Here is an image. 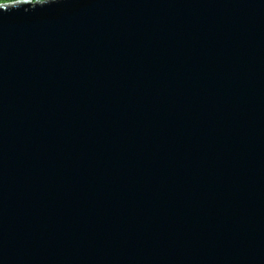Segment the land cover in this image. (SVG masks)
Listing matches in <instances>:
<instances>
[{
    "label": "water",
    "instance_id": "95a60500",
    "mask_svg": "<svg viewBox=\"0 0 264 264\" xmlns=\"http://www.w3.org/2000/svg\"><path fill=\"white\" fill-rule=\"evenodd\" d=\"M0 264H264V0L0 5Z\"/></svg>",
    "mask_w": 264,
    "mask_h": 264
},
{
    "label": "rangeland",
    "instance_id": "374dc122",
    "mask_svg": "<svg viewBox=\"0 0 264 264\" xmlns=\"http://www.w3.org/2000/svg\"><path fill=\"white\" fill-rule=\"evenodd\" d=\"M20 1H29L31 3H37V2H41L42 0H20ZM20 1H17V2H20ZM11 4V3H10ZM1 5V4H0Z\"/></svg>",
    "mask_w": 264,
    "mask_h": 264
},
{
    "label": "trees",
    "instance_id": "16d2710c",
    "mask_svg": "<svg viewBox=\"0 0 264 264\" xmlns=\"http://www.w3.org/2000/svg\"><path fill=\"white\" fill-rule=\"evenodd\" d=\"M17 1H20V0H11V2H7V3H3V4L15 3ZM3 4H1V5H3Z\"/></svg>",
    "mask_w": 264,
    "mask_h": 264
},
{
    "label": "clouds",
    "instance_id": "9594fccd",
    "mask_svg": "<svg viewBox=\"0 0 264 264\" xmlns=\"http://www.w3.org/2000/svg\"><path fill=\"white\" fill-rule=\"evenodd\" d=\"M7 3V0H0V4Z\"/></svg>",
    "mask_w": 264,
    "mask_h": 264
},
{
    "label": "snow or ice",
    "instance_id": "6c2138e0",
    "mask_svg": "<svg viewBox=\"0 0 264 264\" xmlns=\"http://www.w3.org/2000/svg\"><path fill=\"white\" fill-rule=\"evenodd\" d=\"M7 2H11V0H7Z\"/></svg>",
    "mask_w": 264,
    "mask_h": 264
},
{
    "label": "bare ground",
    "instance_id": "6f19581e",
    "mask_svg": "<svg viewBox=\"0 0 264 264\" xmlns=\"http://www.w3.org/2000/svg\"><path fill=\"white\" fill-rule=\"evenodd\" d=\"M20 2H23V1H20Z\"/></svg>",
    "mask_w": 264,
    "mask_h": 264
}]
</instances>
